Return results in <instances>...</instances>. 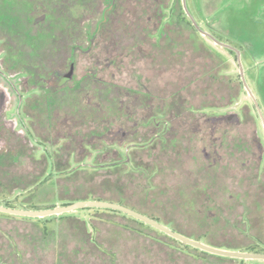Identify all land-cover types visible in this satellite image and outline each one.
Wrapping results in <instances>:
<instances>
[{"label":"trees","instance_id":"obj_1","mask_svg":"<svg viewBox=\"0 0 264 264\" xmlns=\"http://www.w3.org/2000/svg\"><path fill=\"white\" fill-rule=\"evenodd\" d=\"M106 1L109 3L105 4V1L101 2V0L81 1L87 12H96L93 17H90L91 14L86 15L87 26L94 24L98 15L101 14V20L95 24L91 38H88L89 31L87 29L85 34L87 44H93V38L98 32L102 34L104 30L112 28L107 20L110 19L112 13L116 15L117 0ZM146 1L148 2V0ZM151 2L149 17L143 15L145 19H148L146 24L149 25L142 23L141 26H133V31L140 34L134 44L135 47L142 50L143 57L149 56L147 59L152 60L155 65H164L173 70L178 65L181 73H183L182 69L188 68V65H197L199 67L197 75L192 74L188 77L189 79L185 77L184 81L187 83L184 82L181 86L174 84V92L157 96L158 101H155L152 106L145 103L144 99L150 96L151 91L145 88L144 82L138 84L143 90L139 88L126 89L125 93L118 91L117 95L119 96H115L114 99L117 106L116 110L105 109L98 117H94V113L100 114L101 110L97 106H93L89 110L87 99L81 93L82 87L80 86L83 83L99 82L96 76L84 77L78 82L76 81L77 85L75 84L73 88H64L62 91L60 88L43 89L42 92L40 91V106L42 104V106L48 107L50 121L53 120L55 124H60L54 128L56 130L58 127L61 130L60 134L55 137L57 142L66 143L55 149L51 159L48 158V155L33 158L32 163L42 169L40 173L33 174L34 179L30 181L23 178L18 180V177L15 179L9 170L3 169L5 167L0 161V189L4 188L7 196H12L17 190L25 193L33 188L30 193L23 196L19 205L15 204L14 201H8V199L0 202V205L10 208L42 210L53 208L54 202L57 201L66 205L87 200L117 203L156 219L172 230L205 244L228 250L264 253V229L256 230L255 224L250 219V209H245L240 215L236 214L237 209L234 201L239 195H235L233 192L227 193V189L224 188L226 187L227 165L220 163L222 162L221 158L216 153L219 147L207 157L205 156L204 160H195L196 172L193 171L191 175H186L187 177L184 179L186 182L183 185L181 183L178 189H176L177 185L171 186V193L166 194L169 189L167 190L161 184L160 174L164 170L169 173L175 172L182 152L190 153L194 148L192 146L194 137L206 128L200 117H207L205 120L207 119V122L210 123L211 113L205 112V110L212 111L217 108L211 101L203 100L200 102V106H197L193 97L189 95L182 97L181 92L189 93L188 90L194 84L196 85L193 87L198 91L197 84H199V92H203V97H209L212 84L221 85L224 83L221 78L224 77L219 71L221 63L216 62L217 67L212 71L207 62L203 64L200 62L193 63V59L199 57L203 48L197 40L200 31L186 16L184 8H182L184 16H181L179 10L174 7L170 21L164 23L166 17L164 10L167 8V3L162 0H152ZM64 3L65 0H39L41 7L39 9H43L45 12L47 9H53L56 15L60 14L57 8ZM143 10L144 8L142 12H144ZM84 20L85 18L80 17L77 26L81 25ZM39 24L44 25L42 22ZM73 24L75 23L72 22ZM132 24L134 25V23ZM77 37L74 39L72 34V41L76 42L75 45H71L73 58L81 49L78 46ZM147 43H149L148 47L145 46ZM114 67L118 68L120 65L115 64ZM194 71L195 69L191 72ZM243 87L242 81L239 82V88L232 87L235 92L229 96L231 102H235L238 98L237 91ZM218 88L220 89L216 86L214 90ZM61 92L65 93L63 98H66L67 101L59 98ZM249 117L251 118V115H247L246 121H249ZM100 124L103 125L102 130L97 127ZM67 129L70 130V133L65 134ZM207 129L209 128L207 127ZM53 137L52 139H54ZM236 141L226 143L224 139L221 147L224 145L231 146V153L235 152V149L245 148V142H241L240 139ZM45 143L51 147L58 145L55 141L54 144ZM75 145L85 146L86 151L90 149V151H97L98 154L92 159H89L91 154H87L86 158L90 161H87L86 158L78 160L72 149ZM161 152H164L165 156L170 153L175 156L168 158V161L163 164ZM142 156L152 160L146 162ZM11 161L19 163L20 160ZM4 177L14 178L5 183ZM255 178L257 177L254 176ZM60 181L64 184L61 185ZM162 183L164 182L162 181ZM83 184L88 185V187L82 188L84 191L81 192L80 196H78L79 193L75 194L74 197L69 195L71 187L77 185L82 187ZM130 184L139 185L141 190L130 192ZM49 188L54 190L52 198H42V190ZM258 209L261 210L263 217L264 205L258 206ZM82 210L93 212L88 220L76 215L63 216L60 224L56 226L58 227L56 233L55 231L50 232L46 225H40L44 220L47 225L49 222H53L52 219L56 215L48 216L52 217L50 220H46L47 217H22L2 212H0V216L34 221L40 227V234L43 237L41 240L30 239L32 246L39 249L52 248L55 254L58 251V262H61L62 258H66L60 252V244L62 243L60 231L64 228L78 233L79 240L84 245L92 244L114 259L115 256L110 255L99 243L98 233L105 226L116 227L144 237L151 244L158 245L168 251L180 252L193 260L205 261L208 258H214L234 264L245 262V260L213 255L185 245L155 227L117 210L91 207ZM57 218L60 219V217ZM254 229L255 232L253 233ZM232 230L239 232L244 237L239 239L235 235L233 238H226L225 236L220 238V233L224 234ZM51 237L52 242H49ZM9 244L7 252L0 255V264H25L23 253H21V244L17 243L14 238L9 239Z\"/></svg>","mask_w":264,"mask_h":264},{"label":"rangeland","instance_id":"obj_2","mask_svg":"<svg viewBox=\"0 0 264 264\" xmlns=\"http://www.w3.org/2000/svg\"><path fill=\"white\" fill-rule=\"evenodd\" d=\"M35 1L36 0H24L22 4L17 5L16 10L18 12V17L21 18L22 24H24L23 21L26 18L24 17L25 12L28 10L26 2L32 4ZM81 1L65 0V3L57 8L60 14H56L55 29L57 32L56 36H58L59 40L56 41L55 39V46H59L60 49L56 52L51 49L52 47H50V44L54 42L51 32L48 27H42L41 29L45 33L38 37V47L31 44L30 41L25 44L26 49L23 50V52L26 59H31V56L25 54L27 52L29 55H31V53L33 56L38 55V64H41L43 67H50L52 63H54V66L58 64L61 65L63 60L68 57L67 55L72 52L69 44L66 46L68 49H65V45H67L68 41V34L65 32L67 28L66 21L68 18L71 20L78 19L79 12L82 11L84 7ZM102 1H105V4L109 3L106 0H101V2ZM151 1L152 0H148V2L146 0H117V13L116 15L112 13L110 19L108 18L107 20L112 28L110 27L104 30L102 34L98 32L93 38L92 45L86 44V49L84 51H77V60L74 69L75 79L73 81H67L64 87H58L60 91H62L63 88H73L82 78H90L91 75L96 76L99 82H90L91 84H86V91L81 92L87 99L89 110L93 106H97L101 110L100 114L94 113V117H98L101 115L102 111L108 108L116 110L117 106L114 99L115 96H119L117 95L118 91L125 93L126 89H142L138 84L144 82L145 88L151 91L150 93L149 90H147L150 96L145 97L144 100L146 105L152 106L155 104V101H158V99H156L157 96H164L167 95L168 92H174V84L181 86L185 82V77L188 78L192 74L197 75L199 72V67L197 65H188V68L182 69L183 73L179 71L178 65L174 67L176 68L175 70L164 65H155L152 60L147 59L149 56L143 57L142 50L135 47L134 44L136 43V39L140 37V34H136L133 28L141 26L142 23L144 25H149L146 24L148 19H145L143 15L149 17V7L152 6ZM162 1L167 3V8L164 10V14L166 15L163 21L164 23L170 21L174 7L179 10L178 12H180L181 16H184L182 8H184L185 2L188 12L204 32L239 51L245 79L256 98L262 117L264 118V0ZM143 8L144 12H142ZM185 14L189 17L186 11ZM100 17L101 14L98 15L94 24L87 26L89 31L88 38L92 37V32L95 30L96 26L95 24L98 20H101ZM10 19L13 20V18ZM132 23H134V25ZM22 24L20 26L21 32L26 34L30 33L29 36L33 37L32 34L35 35V31L37 30L32 28L30 24ZM151 25L150 23V26ZM138 31L141 32L140 30ZM197 40L198 43H201L203 49L199 57L193 59V63L197 64L200 62V64H203L207 62L210 65L211 71L216 69V62L221 63L220 67H218L221 75L224 77L221 78L224 83H221V85L218 83L212 84L209 97H203V92H199V84H197L198 91L193 87L196 85L194 84L188 90L189 93L185 91L181 92L182 97L187 95L193 97V101L197 106L203 100L211 101L217 108L212 111L205 110V112L211 113L210 117H212V120L210 119V123H208L207 119L205 120L207 117H200V120H202L206 128H204L203 132L194 137L195 139L192 144L194 148H192L190 153L182 152L179 157L180 161H182L180 162L178 160V168L175 172L169 173L164 170V172L160 174L159 179L163 187L167 188V190L169 189L166 191V194L172 189L171 186L177 185L176 189H178L181 183L183 185L184 182H186L184 180L187 177L186 175H191L193 171L196 172L195 160H204L205 156L207 157V155L213 153V150L219 147L216 153H218V157L220 156L221 158L222 162L220 163L227 165V178L225 179V186L227 188H224L227 189V193L233 192L235 195H239V197L235 198L237 200L234 201L237 209L236 214L240 215L245 209H250V219L255 224L256 230L260 228L264 229V216L262 217V212L258 209V206L264 205V122L254 100L245 86L240 91H237L238 98L235 102L233 103L230 101V94L235 92V90H232V87L236 86V89L239 88V82L242 81L239 57L236 51L216 43L213 39L201 32ZM148 44L149 43L145 46L148 47ZM115 64L120 65V67L115 68ZM57 68L60 70L66 69L63 65ZM193 69H195V71L191 72ZM58 83L59 81L56 82V84ZM27 85L28 83L25 82L23 86ZM216 86L220 87V89L214 90ZM64 96V92L59 94V98L67 101L66 98H63ZM247 115H251V118H248L249 121H246ZM40 122L41 120H39V123ZM215 125L216 128H214ZM37 127L36 131L41 137H43L45 133L47 134L46 129L41 125ZM97 127L99 130H102L103 125L100 124ZM207 127L209 129H207ZM57 131L58 128L56 127L55 136L53 135V137L50 135V142L54 144L55 141V143L58 144L56 147H51L46 143L44 144V142H49L47 139L41 141V139L36 140L33 138L35 143L34 148L35 150H39L37 154L38 158L44 155H48L50 158L55 153V149L63 143H66L63 141L57 142V138H55L57 136ZM52 137L54 139H52ZM224 139L226 143L240 139L241 142L246 143V149H235V152L231 153V146L224 145V147H221L223 146ZM72 149L78 160L85 159L87 154H91L89 159L94 158V156L98 154L97 151H90V149L86 151L85 146L75 145ZM161 155V160L162 162L164 161L163 164L168 161V158L175 156L171 153L165 156L164 152H161ZM142 157L146 162L152 160L146 156ZM23 158L24 160H20L19 163L13 161L2 162V166L5 167L3 169L9 170L15 179L18 177V180L19 178H23L26 181L33 180V174L40 173L42 168L32 163L31 159L22 157V159ZM89 159L87 161H90ZM254 176L257 178L254 179ZM14 177H4L3 181L8 183V181L12 180ZM162 181L164 183H162ZM60 183L61 185L64 184L62 181H60ZM83 187H88V185L83 184L82 187L78 185L71 187L69 195L74 197L75 194L79 193L78 196H80L81 192L84 191V189H82ZM129 187L130 192L141 190L139 185L130 184ZM32 190L33 188L25 193L17 190L12 196H7L4 188H2L0 189V202L8 199V201H14L15 204L19 205L21 200H23V196L30 193ZM53 192L54 190L51 188L48 190L43 189L41 192L42 198H52ZM63 205L66 204L57 201L54 202L53 208ZM82 209L84 208L56 215V217L52 219L53 222H49L48 225L44 223L45 220L39 223L41 226L46 225L50 232L55 231L56 233L58 231V227L56 226L60 224L63 216L76 215L88 220L93 212L87 210L83 211ZM57 217H60V219ZM50 218L52 217L47 216L45 219L50 220ZM40 231V227L34 221H23L16 218L0 216V255L7 252L10 245L9 239L14 238L17 240V243L21 244V253H23L25 264H234L233 262H223L214 258H208L205 261L193 260L180 252L168 251L158 245L151 244V242L144 237L112 226H105L102 228L98 233V239L102 247H104L110 255L115 256L114 259L107 256V253L104 252V254L102 250L96 248L92 244L84 245L80 242L79 235H77L78 233L64 228L60 231L62 242L60 244V252L66 256V258H62L61 262H58V251L55 254L52 248L39 249L32 246L30 239L41 240L43 237ZM254 232L255 229L253 230V233ZM235 235H237L239 239L244 237L239 232H235V230L219 234L220 238H223V236L226 238H233ZM49 242H52V237ZM238 263L264 264V260H245V262Z\"/></svg>","mask_w":264,"mask_h":264},{"label":"flooded vegetation","instance_id":"obj_3","mask_svg":"<svg viewBox=\"0 0 264 264\" xmlns=\"http://www.w3.org/2000/svg\"><path fill=\"white\" fill-rule=\"evenodd\" d=\"M22 2L23 0H0L1 162H5L7 160H21L22 157H26L31 160L35 157L37 158L39 150H35L33 138L36 140L41 139V141L47 139L50 142V135L55 136L56 130H54V128L57 126L53 120L50 121L49 108L42 106V104L40 106V91L42 92L45 88L51 90L59 89L57 87H64L67 81L75 79L74 69L77 55L73 58L69 53L67 55L68 57L63 60L61 65L58 64L57 66H54V63H52L50 67H43L40 64L41 68H39L40 65L38 64V55L33 56L32 53L29 55V53L26 52L25 54L27 56H31V59L28 60L24 57L23 50L26 49V42L29 43L30 41L31 44L38 47V37L45 33L41 29L42 27H48L51 32L54 41L50 44V47H52L51 49L56 52L60 49V47L55 46V39L58 41L59 38L56 36V15L54 10L47 9L45 12L43 9H39V0H36L32 4L26 2L28 10L25 12L24 17L26 18L23 21L24 24H30L32 28L37 30L35 31V35L31 33L34 38L29 36L30 33L26 34L21 32V18L18 17L16 9L17 5L22 4ZM94 13L96 12H87V10L82 8V11L79 12L78 20L73 19L72 21L69 18L67 19V28L65 29V32L68 34V41L67 45H65V49H68L66 47L68 44L72 47L76 43L75 41H72V34L74 35V39L78 36L77 43L81 48L80 51H84L86 49V15L91 14L92 16L90 17H93V15L95 16ZM80 17L85 18V20L81 22V25L77 26V23L80 21ZM10 18H13V20ZM40 22L44 23V25H40ZM72 22L75 24L72 25ZM62 65L66 69L60 70L57 68ZM58 81L59 83L56 84ZM25 82L28 83L27 86H23ZM80 86L82 87V92L86 91L85 83ZM39 120H41L40 123ZM39 125L46 129L47 134L45 133L43 137H41V135L36 131L38 128L37 126ZM58 126H60V124H58ZM60 132L61 130L59 128L57 134H60ZM65 133H70V130L67 129ZM244 146H246V143ZM244 149H246V147Z\"/></svg>","mask_w":264,"mask_h":264},{"label":"water","instance_id":"obj_4","mask_svg":"<svg viewBox=\"0 0 264 264\" xmlns=\"http://www.w3.org/2000/svg\"><path fill=\"white\" fill-rule=\"evenodd\" d=\"M184 9H185L186 13L189 15L193 24L196 26V28L201 33H203L204 35H207L208 37L213 39L216 43L236 51V53L239 57L240 74H241L242 82H243L245 88L249 91V93H250L252 99L254 100V103H255V105H256V107H257V109H258V111L262 117L260 107L258 106L256 98H255L254 94L251 92V89L249 88L248 83L245 79L244 70L242 67V62L240 61L239 51L237 49L225 44V43L218 41L212 35L204 32L200 28V26L197 24V22L194 20V18L188 12L185 2H184ZM262 120L264 122L263 117H262ZM88 207H91V208H107V209H113V210L123 212L127 215H130V216L146 223V224L151 225L152 227H155L156 229H158V230L164 232L165 234L175 238L176 240L182 242L185 245L195 247L197 249H200L202 251H205V252L213 254V255H218V256L228 257V258H233V259H241V260H264V253H252V252H243V251L222 249V248H217V247L205 244L201 241L189 238L185 235H182V234L172 230L171 228L160 223L156 219H153V218L146 216V215H144L138 211H135L129 207H126L124 205L117 204V203L87 200V201H77V202H74V203H71L68 205L58 206V207L49 208V209H42V210L16 209V208H10V207L0 205V212L11 214V215L23 216V217L43 218V217L52 216V215H61L64 213H68V212L77 210V209L88 208Z\"/></svg>","mask_w":264,"mask_h":264}]
</instances>
